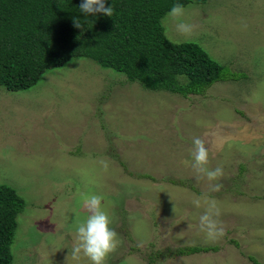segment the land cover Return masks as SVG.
<instances>
[{"label":"rangeland","instance_id":"374dc122","mask_svg":"<svg viewBox=\"0 0 264 264\" xmlns=\"http://www.w3.org/2000/svg\"><path fill=\"white\" fill-rule=\"evenodd\" d=\"M185 38L167 15L166 36L195 41L215 60L246 72L204 93L143 87L88 56H71L25 89L0 85V183L24 200L9 239L12 264L73 261L82 194H98L117 233L105 264H264V0H190ZM224 175L197 181L193 139ZM172 179L182 180L173 181ZM207 194L225 235L199 231ZM186 244L216 249L173 254ZM69 255V256H68ZM68 257V258H67Z\"/></svg>","mask_w":264,"mask_h":264},{"label":"trees","instance_id":"16d2710c","mask_svg":"<svg viewBox=\"0 0 264 264\" xmlns=\"http://www.w3.org/2000/svg\"><path fill=\"white\" fill-rule=\"evenodd\" d=\"M189 1L105 0V6L113 8L108 17L83 14L82 0H0V85L25 89L71 56L94 58L145 88L181 95L204 93L217 80L245 77V71L213 59L198 42H176L166 36L162 16L174 4ZM74 19L80 20L81 28L74 26ZM23 207L24 200L13 187L0 183V264H12L9 239ZM217 247L186 244L172 253Z\"/></svg>","mask_w":264,"mask_h":264},{"label":"clouds","instance_id":"9594fccd","mask_svg":"<svg viewBox=\"0 0 264 264\" xmlns=\"http://www.w3.org/2000/svg\"><path fill=\"white\" fill-rule=\"evenodd\" d=\"M79 8L85 15L97 13L108 17L113 15L112 6L106 7L105 0H82ZM184 14V6L177 3L171 7L167 15L175 23V31L185 38H190L195 34L198 26L184 22L182 19ZM74 26L82 27L79 19H74ZM190 155L195 179L197 181L206 179L209 182V191H220L222 185L212 182L223 177V168L208 167L209 150L203 139L199 137L193 139ZM103 199L98 194H82L81 196L82 207L87 213V218L79 222L76 227L75 242L69 254L73 261H79L81 257H84L90 264H105L106 258L116 249L117 233L110 227L111 220L103 209ZM192 204L197 208L204 207V212L199 217V231L204 234L205 239L216 241L222 238L225 235V229L217 219L221 214L217 201L204 194L194 198Z\"/></svg>","mask_w":264,"mask_h":264}]
</instances>
